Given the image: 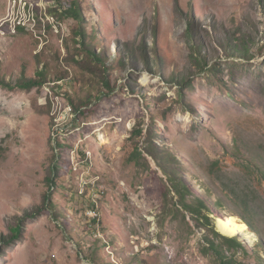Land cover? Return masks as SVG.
<instances>
[{"label":"rangeland","instance_id":"1","mask_svg":"<svg viewBox=\"0 0 264 264\" xmlns=\"http://www.w3.org/2000/svg\"><path fill=\"white\" fill-rule=\"evenodd\" d=\"M43 68L0 86V264H222L245 195L264 264V0H0V77Z\"/></svg>","mask_w":264,"mask_h":264},{"label":"trees","instance_id":"2","mask_svg":"<svg viewBox=\"0 0 264 264\" xmlns=\"http://www.w3.org/2000/svg\"><path fill=\"white\" fill-rule=\"evenodd\" d=\"M66 14L68 15V17H73L78 21L77 22L78 25L76 27L75 32L78 35V37L85 38L86 33L82 29L83 16L81 11V4L78 1H74L68 6ZM153 40H155V38ZM145 50H146V45H143V55L146 57V61H147V55ZM235 50H237V52L239 53H244V54L249 52V49L247 47H242L240 49H237L235 47ZM97 60L102 61V56L99 55L97 57ZM155 60L156 62H158V57H155ZM198 64L199 66H203L204 69L207 67L205 66V63H203L200 60ZM47 69L48 68H43L38 70L36 77L22 76L15 83L7 81L5 78L0 77V86L11 90L19 88L28 91L34 88H42L48 82L49 76ZM106 84L109 85V82L106 81ZM248 197H249L248 195L242 197L236 196L237 199L236 204L240 208L238 215L240 216L243 224L244 225L246 224L251 232L257 234L259 230L257 210H260V206L259 205L253 206L254 202H252L251 199L248 200ZM248 211L252 213H249ZM23 224H24V220H19L15 226H12L10 228V235L1 236V244L3 245H0V257L3 256L4 252H6V248L12 247L23 238L24 236L23 228H22ZM220 232L219 233L216 232V234L214 233L215 235L214 238H208V237L206 238L207 241L203 245L204 252L206 254H211L216 258H219L222 264H239L238 262H236L237 251L235 250L241 247L242 244L238 241L237 238L227 237L228 235L226 234H224L226 235L224 236L222 235L223 233L221 232L222 234H220ZM260 242L263 243L264 246V242L262 241V238L260 239ZM225 248H227L229 252H231V254H226Z\"/></svg>","mask_w":264,"mask_h":264},{"label":"bare ground","instance_id":"3","mask_svg":"<svg viewBox=\"0 0 264 264\" xmlns=\"http://www.w3.org/2000/svg\"><path fill=\"white\" fill-rule=\"evenodd\" d=\"M217 227L225 233H238V234H240L246 230V228H245L246 226L243 224L241 219L235 217L234 215L226 221L219 220ZM225 233H223V234H225Z\"/></svg>","mask_w":264,"mask_h":264}]
</instances>
